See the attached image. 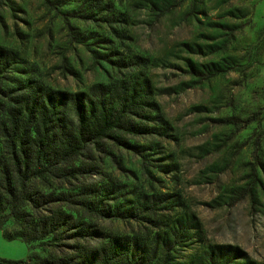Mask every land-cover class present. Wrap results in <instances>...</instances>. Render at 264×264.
I'll use <instances>...</instances> for the list:
<instances>
[{
  "label": "rangeland",
  "instance_id": "obj_1",
  "mask_svg": "<svg viewBox=\"0 0 264 264\" xmlns=\"http://www.w3.org/2000/svg\"><path fill=\"white\" fill-rule=\"evenodd\" d=\"M0 44L23 60L5 86L28 80L74 93L137 75L166 122L126 136L140 154L105 142L110 155L80 160L89 172L71 186L101 200L99 213L61 202L56 209L102 236L144 239L145 222L112 210L158 195L169 200L158 205V223L178 216L182 231L167 257L144 264H264V0H0ZM14 228L9 220L0 229V258L74 264L79 246L103 241L76 243L62 230L25 244L4 238ZM155 232L163 229L150 231L148 245Z\"/></svg>",
  "mask_w": 264,
  "mask_h": 264
},
{
  "label": "trees",
  "instance_id": "obj_2",
  "mask_svg": "<svg viewBox=\"0 0 264 264\" xmlns=\"http://www.w3.org/2000/svg\"><path fill=\"white\" fill-rule=\"evenodd\" d=\"M22 61L18 50L0 44V96L6 100V104L0 103V229L9 220L16 226L4 238H18L29 244L65 230L76 243L94 237L103 239L90 250L72 244L82 250L80 260L74 264H144L155 255L167 257L178 241L183 221L176 216L166 226L158 223L155 218L158 205L169 202L167 199L143 194L137 197L134 206L112 210L116 217L145 222L144 228L149 230L144 239L134 232L102 236L89 223L53 206L58 202L69 203L99 213L101 200L87 199L91 191L79 183L71 186L89 172L80 160L93 159L95 152L98 158L100 154L110 155V150L104 148L105 142L140 154L138 146L126 136L150 135L154 133L151 124H166L157 104L149 98L151 88L147 80L129 76L74 93L32 85L28 80L5 86L11 66ZM115 65L126 67L120 62ZM249 121L245 119L243 123ZM164 131V127L159 130ZM158 229H163V234L155 232L151 236L154 242L148 245L150 231ZM62 259L55 264L71 263ZM0 262L49 264L46 258L33 262L30 255L21 259L2 257Z\"/></svg>",
  "mask_w": 264,
  "mask_h": 264
}]
</instances>
